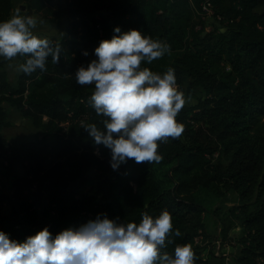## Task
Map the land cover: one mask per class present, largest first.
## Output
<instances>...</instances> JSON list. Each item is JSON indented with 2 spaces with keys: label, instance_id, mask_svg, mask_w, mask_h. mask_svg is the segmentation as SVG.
<instances>
[{
  "label": "trees",
  "instance_id": "16d2710c",
  "mask_svg": "<svg viewBox=\"0 0 264 264\" xmlns=\"http://www.w3.org/2000/svg\"><path fill=\"white\" fill-rule=\"evenodd\" d=\"M206 1L0 0V22L16 3L24 16L70 23L65 38L49 39L62 52L59 64L49 57L47 71H20L11 80L9 61L0 59V166L13 178L11 193H0V206H9L7 216L0 211V231L22 242L45 227L55 236L97 216L139 223L145 213L167 210L181 233L165 249L170 254L190 244L196 264H225V252L204 258L196 240L220 239L222 248L239 223L232 264H264V0H209V19L223 33L205 32ZM115 27L170 45V54L141 67L175 69L179 90L191 96L177 117L185 131L159 145L162 161L129 160L118 171L110 150L82 128L102 127L103 117L90 106L94 85H78L74 76ZM4 104L47 137L11 146L1 134L10 127ZM210 219L218 238L207 233Z\"/></svg>",
  "mask_w": 264,
  "mask_h": 264
},
{
  "label": "clouds",
  "instance_id": "9594fccd",
  "mask_svg": "<svg viewBox=\"0 0 264 264\" xmlns=\"http://www.w3.org/2000/svg\"><path fill=\"white\" fill-rule=\"evenodd\" d=\"M37 23L19 13L0 22V59H24L18 67L28 75L47 71L49 57L55 64L61 60L59 44L34 34ZM113 31L110 40L94 49L96 59L74 74L78 85H94L90 106L103 117L102 127L92 123L82 128L95 146L110 150L113 171L129 160L160 163L159 145L185 131L177 117L191 96L179 90L175 69L160 74L141 67L170 54V45L136 29ZM173 235L181 233L173 232L167 210L155 218L145 213L139 223L97 216L55 236L45 227L22 242L0 231V264H196L190 244L177 245L173 254L165 250L174 243Z\"/></svg>",
  "mask_w": 264,
  "mask_h": 264
},
{
  "label": "rangeland",
  "instance_id": "374dc122",
  "mask_svg": "<svg viewBox=\"0 0 264 264\" xmlns=\"http://www.w3.org/2000/svg\"><path fill=\"white\" fill-rule=\"evenodd\" d=\"M24 11L18 4H13V12L11 17L17 13L21 16H24ZM32 17L37 18V27L34 29V34L39 38H48L52 40H58L65 38L68 25L70 24L68 20L61 19L56 22L43 21V15L41 14H33ZM216 29L217 33H223L224 29L221 28L216 22L212 19L205 21V32H211ZM19 64L16 59L10 60L8 64L5 66V70L11 80H14L20 70ZM4 108L8 113V118L10 122V127L4 128L1 132L2 136L8 141V143L13 146H19L21 143L39 140L46 136L41 130H36L32 127L31 123L25 120L21 114L9 107L7 104H4ZM47 137V136H46ZM4 168L0 166V193L2 194H10L13 178H9L4 175ZM0 211L2 215L7 216L9 214V206L7 204H3L0 206ZM207 233L210 236H216L218 238L219 229H217L216 222L212 219L209 220L207 225ZM242 236V228L239 223H236V226L229 234V239L222 243V248H220L221 240L219 239L217 242L213 240H209L207 242H203L201 238H198L196 242L200 245L201 250L203 251L204 258H209V250H213L215 252V257L219 258V251L225 252V264H232L231 256L235 253L237 248L236 241ZM212 263H216V261H212Z\"/></svg>",
  "mask_w": 264,
  "mask_h": 264
},
{
  "label": "built area",
  "instance_id": "2783aa9c",
  "mask_svg": "<svg viewBox=\"0 0 264 264\" xmlns=\"http://www.w3.org/2000/svg\"><path fill=\"white\" fill-rule=\"evenodd\" d=\"M200 16L202 17L203 20H208L213 16V12L209 0H207L205 3L201 5Z\"/></svg>",
  "mask_w": 264,
  "mask_h": 264
},
{
  "label": "water",
  "instance_id": "95a60500",
  "mask_svg": "<svg viewBox=\"0 0 264 264\" xmlns=\"http://www.w3.org/2000/svg\"><path fill=\"white\" fill-rule=\"evenodd\" d=\"M22 10H24L25 8L24 7H21Z\"/></svg>",
  "mask_w": 264,
  "mask_h": 264
}]
</instances>
